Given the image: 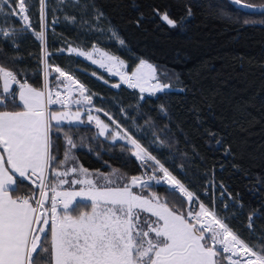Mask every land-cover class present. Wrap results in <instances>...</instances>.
Returning <instances> with one entry per match:
<instances>
[{"label":"trees","instance_id":"obj_1","mask_svg":"<svg viewBox=\"0 0 264 264\" xmlns=\"http://www.w3.org/2000/svg\"><path fill=\"white\" fill-rule=\"evenodd\" d=\"M26 3L31 30L18 32L14 41L0 37V65L14 71L19 79L43 87L47 55L49 66L56 65L80 80L89 94H95L93 104L97 108H103L127 128L201 200L212 206L211 195L205 194L207 189L212 193L208 182L223 185L232 198L225 194L217 202L222 217H228L225 222L254 249L264 247L262 11H248L229 0H46L45 21H41L40 0ZM95 10L104 13L99 21L93 19ZM164 12L177 21L176 27L160 19L158 13ZM66 17H75L77 23ZM82 21L105 31H92ZM42 25L46 27L43 41L34 35ZM0 27L22 30L23 23L19 17L0 14ZM110 29L118 33L126 47L109 39ZM94 42L128 61L129 68L146 58L155 64L161 81L171 87L155 95L141 94L138 88L124 84L113 87L92 75L101 73L97 67L63 49L67 44L88 47ZM161 105L167 109V118L159 111ZM15 107L18 105L7 109ZM145 119L155 122L153 131L165 141L166 146L158 151L149 147L151 134L145 140L133 131L131 125H143ZM165 126L170 131L161 133ZM63 131L78 145L76 156L84 166L103 171L118 169L129 177L141 174L137 160L127 150L121 152L120 143L112 146L109 139L97 136L94 125L65 124ZM53 140L59 151L57 159H62L65 140L56 136ZM181 165L187 176L179 170ZM17 184L19 191L15 193L35 190L30 182L18 180ZM150 191L160 197L169 195L163 184ZM170 200V206L186 207L179 197ZM226 203L228 210L224 211ZM256 212L260 215H252Z\"/></svg>","mask_w":264,"mask_h":264},{"label":"snow or ice","instance_id":"obj_2","mask_svg":"<svg viewBox=\"0 0 264 264\" xmlns=\"http://www.w3.org/2000/svg\"><path fill=\"white\" fill-rule=\"evenodd\" d=\"M229 2L242 8L257 7L244 0ZM260 7L264 14V6ZM45 8L46 0H40L41 21H45ZM27 12L26 0H0V14L19 17L23 23L22 30L0 27V37L14 41L18 32L31 30ZM158 15L167 25L177 26L167 12ZM191 15L189 9L188 16ZM103 16L102 11L95 10L93 19L99 21ZM66 19L77 23L75 17ZM82 23L92 31H105L88 21ZM109 31L110 40L126 47L115 30ZM45 32L42 25V30L34 35L43 41ZM66 51L85 57L130 88H138L141 94L155 95L170 88L169 84L160 83L156 67L148 60L140 59L128 73L122 71L126 68L123 59L95 45L90 51L71 46ZM47 60L45 55L42 88L22 83L14 71L0 66V109H5L0 110V264H264V247H250L225 222L228 217L218 216L214 203L209 208L200 201L127 128L103 108H96L95 94H89L79 80L60 67L53 70L58 74V88L63 85V89L53 92L48 85ZM112 86L119 88L120 84ZM73 90L78 97H73ZM9 105H18L22 110H7ZM50 105L65 110L50 111ZM72 107L77 110L71 111ZM94 111L103 113L109 122L93 115ZM159 111L167 118L164 105ZM122 114L127 117L126 112ZM86 123L94 124L96 135L109 139L112 146L120 143L121 152L127 150L137 160L141 174L129 177L116 169L107 174L90 172L79 164L78 158L71 155L78 145L63 128L65 124ZM131 126L141 139L147 140L151 134L149 147L158 151L166 146L153 131L156 125L151 119ZM169 131L167 126L160 129L161 133ZM53 136L65 140L62 159H57L59 151ZM179 170L188 175L182 165ZM18 179L30 182L35 190L12 195L19 191ZM161 184L168 197L150 191ZM225 194L232 199L226 191L221 192V198ZM170 197H179L186 207L170 206ZM82 206L88 210H81ZM223 210L227 211L228 205Z\"/></svg>","mask_w":264,"mask_h":264},{"label":"rangeland","instance_id":"obj_3","mask_svg":"<svg viewBox=\"0 0 264 264\" xmlns=\"http://www.w3.org/2000/svg\"><path fill=\"white\" fill-rule=\"evenodd\" d=\"M93 45H95V46H97L98 48H100V49H102V50H104V51H108L110 54H114V55H116V56H118V57H120L121 59H123L121 56H119V55H117V54H115V53H113V52H111V51H109V50H107V49H105L104 47H102V46H100L98 43H92L90 46H88V47H82V46H78V45H74V44H67L65 47H63V49L66 51V49L68 48V47H76V48H80V49H82V50H86V51H90L91 50V48H92V46ZM81 57V56H80ZM84 59H86L85 57H83ZM94 58H96L95 56H94ZM140 59H145V60H147L146 58H140ZM139 59V60H140ZM87 60V59H86ZM124 60V59H123ZM139 60H138V62L136 63V65L139 63ZM87 61H89V60H87ZM125 61V63H126V68H124V69H122V71H126V72H128V73H131L134 69H135V67H136V65L133 67V68H129L128 67V61H126V60H124ZM149 61V60H148ZM90 63H91V61H89ZM150 63H152L151 61H149ZM91 64H93V63H91ZM154 66H155V64L154 63H152ZM95 67H97V69H99L100 71H101V73H97L96 75H98L99 77H102L103 78V80L104 81H107L108 83H110L111 85H114V84H120V85H122V84H124V85H127V84H125V83H123L121 80H120V78L118 77V76H116V75H113V74H111V76L109 75V73H107L106 72V70L105 69H101V68H99L98 67V65H96V64H93ZM1 66V65H0ZM45 66V65H44ZM55 67H58V66H56V65H52V66H50L49 67V77H48V84L49 85H57L58 84V80H57V77H58V74L57 73H55L54 72V68ZM156 67V66H155ZM44 68V67H43ZM157 69V68H156ZM66 71V70H65ZM66 72H68V71H66ZM69 74L70 75H73V74H71L70 72H69ZM52 75H53V77H52ZM74 76V75H73ZM75 77V76H74ZM157 77H158V79H159V81H160V83H164V84H169L170 85V87H171V84L170 83H168V82H162L161 81V79L159 78V75H158V72H157ZM76 78V77H75ZM62 79V78H61ZM77 79V78H76ZM78 80V79H77ZM43 81H44V76H43ZM80 81V80H79ZM128 86V85H127ZM74 93H75V95H77V97H78V93L74 90ZM94 105V104H93ZM95 106V105H94ZM96 107V106H95ZM97 108V107H96ZM52 111H55V109H53ZM93 113H95V114H97L98 112H93ZM100 118L102 119V120H104L106 123H108L109 121L106 119V118H104V116H100ZM69 135V134H68ZM71 155H73V156H75V157H77L76 156V152H75V149H73L72 150V152H71ZM63 158V157H62ZM79 161V160H78ZM79 164H81V165H83L82 163H80V161H79ZM83 167H85V168H87V169H89V171L90 172H100V173H105V174H107V173H109L110 171H103V170H99V169H95V168H89V167H86V166H84L83 165ZM116 170H118V169H116ZM118 173L119 174H121V172H120V170H118ZM178 178V177H177ZM179 179V178H178ZM208 184H211V186H212V193L210 194V191H209V189H207L205 192L207 193L206 194V196L207 197H209L210 195H211V197H212V199H213V203L215 204V209H216V212H217V214H218V216H220V217H222V215H221V212L218 210V208H217V202H218V200L221 198V192L222 191H224V189H222L221 188V184H219V183H217L216 181H212L211 183H209L208 182ZM77 187H79V186H77ZM134 191H136L135 189H134ZM200 201H202L205 205H207L209 208H211L212 206L211 205H209L207 202H205V201H203V200H201L200 199ZM228 202H229V200H228ZM227 202V203H228ZM227 203H226V205H227ZM224 207V206H223ZM81 210H88L87 208H85V207H81ZM235 232V231H234ZM241 238V237H240ZM242 239V238H241ZM246 242V241H245ZM247 243V242H246ZM248 244V243H247ZM249 245V244H248ZM250 247H252L251 245H249ZM255 250V249H254Z\"/></svg>","mask_w":264,"mask_h":264},{"label":"crops","instance_id":"obj_4","mask_svg":"<svg viewBox=\"0 0 264 264\" xmlns=\"http://www.w3.org/2000/svg\"><path fill=\"white\" fill-rule=\"evenodd\" d=\"M8 69V68H7ZM10 70V69H9ZM19 79V78H18ZM22 83L23 82H27V83H29V84H31L27 79H19ZM33 87H35V88H42V87H36V86H34L33 84H31ZM13 88L14 89H16V88H18V86L17 85H13ZM73 97H77V95H75V93L73 92ZM53 109H55V111H62V110H65V109H63V108H61V107H50L49 108V110L50 111H52ZM0 110H5V109H0ZM7 110H10V111H12V110H14V111H19V110H22L19 106L18 107H15V108H11V109H7ZM77 109L75 108V107H72L71 108V111H76ZM93 115H99V116H101L102 114L101 113H97V114H95V113H93ZM82 118H86V117H82ZM92 125H94V124H92ZM79 160V159H78ZM80 161V160H79ZM81 163V162H80ZM19 180V179H18ZM18 180H17V182H18ZM28 193H30V192H20V193H15V192H13L12 193V195H14V196H16V195H25V194H28Z\"/></svg>","mask_w":264,"mask_h":264},{"label":"water","instance_id":"obj_5","mask_svg":"<svg viewBox=\"0 0 264 264\" xmlns=\"http://www.w3.org/2000/svg\"><path fill=\"white\" fill-rule=\"evenodd\" d=\"M244 3H248V4H252V5L257 6L256 8H243V9L248 10V11H262V8L260 6H264V3H250V2H247V1H244ZM236 6L241 7L240 5H236Z\"/></svg>","mask_w":264,"mask_h":264},{"label":"built area","instance_id":"obj_6","mask_svg":"<svg viewBox=\"0 0 264 264\" xmlns=\"http://www.w3.org/2000/svg\"><path fill=\"white\" fill-rule=\"evenodd\" d=\"M45 52H46V50H45ZM44 69V68H43ZM62 70H64V69H62ZM65 71V70H64ZM109 75L111 76V74L109 73ZM25 79V78H24ZM44 84V83H43ZM49 85V84H48ZM49 88L53 91V92H55L56 90H62L63 89V85H59V88H58V84L57 85H49ZM73 92H74V90H73ZM55 98V97H54ZM50 107H59V106H57V105H50L49 106V108Z\"/></svg>","mask_w":264,"mask_h":264}]
</instances>
